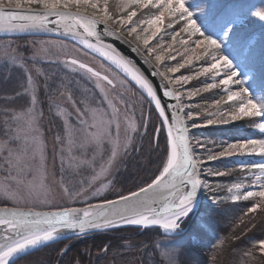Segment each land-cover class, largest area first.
<instances>
[{
	"label": "snow or ice",
	"instance_id": "1",
	"mask_svg": "<svg viewBox=\"0 0 264 264\" xmlns=\"http://www.w3.org/2000/svg\"><path fill=\"white\" fill-rule=\"evenodd\" d=\"M255 7L242 5L237 0L228 4L222 0H116L114 13L110 0H0V33L63 32L72 37L84 49L109 61L146 95L160 119V126L154 129L157 149L160 148L159 134L165 131V143L150 182L137 186L135 191L117 194L115 199L101 198L89 203V199L103 197L104 191L111 188L112 180L101 183L99 188L95 186L112 175L116 161L127 155L142 125L147 131V119L141 112L138 123L134 110L130 112L129 106L121 100L122 111L103 86L115 89L114 80L83 60L65 53L63 60L48 62L62 63L67 73L91 81L99 89V100L93 98L90 102L87 96L78 98L71 81L64 78H60L55 87L48 83L49 80L54 83V78L36 64L42 58L41 53L46 54L50 49L34 50L29 66V58L11 43L6 44L0 55L5 64L11 63L21 69L24 77L21 90L14 96L27 97V101L18 108H5L0 126L3 136L0 139V172L4 173V180L0 182V264H17L18 258L61 239L79 238L88 232L107 231L123 225L159 226L165 234L181 237L174 239L169 252V264H180L184 249L202 244L209 217L221 212L219 205L229 200L233 205L252 202L235 226L243 225V230L240 235H233L229 243L240 240L258 223L264 227V159L251 164L238 161L240 172L245 174L244 180L250 183L235 182L227 186L226 196L206 197L208 204L201 212V191H213L201 178L202 173L226 176L231 170L203 168L204 161L196 150L205 148V143L190 134L192 128L228 124L246 117L253 120V127L260 134H264V57L260 71L256 70L254 59L256 46L264 49V32L253 44L255 32L245 27ZM138 10L143 18L134 20ZM145 10L151 15H146ZM256 16L264 24V13H256ZM166 17L182 22L183 27L180 32L171 33L172 43L164 52L173 48L181 33L187 34L188 39L179 41L183 52L176 55L181 56V62L161 71L166 60L176 59L171 52L165 56L160 51L163 42L156 47L150 46V41L162 31ZM168 28H172L171 23ZM105 36L129 44L150 66L152 75L161 78L162 84L154 85L131 58L106 43ZM190 44L195 46L189 47ZM194 61L203 62L197 71L175 75L186 66H195ZM201 76L211 82H204L201 88L189 89L186 93L180 90ZM41 77L49 111L55 110V116L63 122L62 134L53 139L51 154L40 130L44 117L39 107ZM216 88L226 92V101L221 96L209 107L232 104L228 105L226 114L219 113L218 119L207 118L216 113L205 109L207 116L203 124H197L195 121L200 113L193 112L191 106L184 103L185 95L191 98ZM161 89L163 96L174 103H162ZM61 100L71 111L61 106ZM122 124L125 126L123 141L120 138ZM205 151L209 161L238 154L264 157V138L227 143L215 153L210 149ZM54 187L72 202L84 197L81 201L84 207H55L51 202ZM45 206L48 210H42ZM257 215L261 216L259 222ZM185 231L187 239L183 238ZM225 243V239H219L212 247L219 251ZM69 247L64 245L61 255ZM107 250L106 245L103 251ZM257 252L264 258V239L244 251L248 264H254Z\"/></svg>",
	"mask_w": 264,
	"mask_h": 264
},
{
	"label": "rangeland",
	"instance_id": "2",
	"mask_svg": "<svg viewBox=\"0 0 264 264\" xmlns=\"http://www.w3.org/2000/svg\"><path fill=\"white\" fill-rule=\"evenodd\" d=\"M115 4H116V0H110V9L114 13L116 10ZM153 11H155V9H153ZM145 14L149 15L150 13L147 10H145ZM138 18H143L140 16L139 10L137 12V17H134V20ZM169 23L172 24V28H168ZM182 27H183L182 22H179V21L173 22L171 18L166 17L162 31L157 34V37H155L152 41H150V46L152 47H156L157 44H161V42H163V47L160 49V51L165 56L168 55V52H171L172 55L176 56L175 60H171V61L166 60L165 65L161 67V69L163 70H165V67H172V66H175V64L181 62V56L176 55V53L183 52V46L179 43V41L181 39L187 40L188 39L187 34L181 33L180 36L177 37V42L173 44V48L168 49V52H164V49H167L168 44L172 43L171 33L173 31L180 32V29ZM245 27L246 29H249L252 31L257 27H261V30L256 31L255 35L252 37V43L255 44L257 40L260 39V33L264 32V24H262L259 21L256 14H253V16L250 17V22L246 24ZM13 37L14 36H0V53L3 52L4 46L6 44L11 43L13 47L18 48L20 53H22L26 58H29L28 61L31 60L30 58L33 55V51L39 50L40 48L50 49V51L47 52L46 54L41 53L42 58L40 60H52V61L63 60L65 57V53L71 54L75 56L76 58L81 59L84 62L90 64L91 66H93L100 72L108 75L111 79L114 80L115 89H112L111 86H108L106 84L103 86L105 90L108 92L109 97L115 98L117 102V106L121 107L122 111H123V105L119 104V101L121 100L124 101V103L129 106L130 112L134 110L138 123L141 118V112H143L144 118H146V116H149L147 131H145V133L141 137L143 127H144L142 125L140 128V133L134 135L132 143L128 148L127 155L119 158L116 161V164L112 169V175L96 184L95 187L99 188L101 186V183L107 184L108 180H112L111 188L104 191L103 197H96V198L97 199L116 198L117 194H120V193L126 194L128 190L135 191L137 186H139L140 182L143 181L142 179L144 180L146 179L145 182H150V179L154 178L153 173L156 171V168H157L158 156L161 150L163 149V145L165 143V131L161 130L159 134L160 148L157 149L155 145V139H154V135H155L154 129L160 126V119L157 116V112L154 109V106L149 103L148 98L141 92V90L133 82L125 78L113 66H111L104 60L100 59L99 57L95 56L94 54L88 52L86 49H84L82 46L78 44H75L67 40L51 38V37H41V38H35V39L33 38L31 40H15ZM193 39H195V37H193ZM33 45H36L37 48L34 49ZM194 46L195 45H191V44L189 45V47H194ZM262 50L264 49H262L259 45L256 46V50L254 53V59L256 61L261 60L262 57H264V54L260 55V53H264V51ZM3 61L4 59L2 55H0V63H3ZM202 63H203L202 61L201 62L194 61L195 66H186V68L181 69L175 75H190L192 74V72L197 71ZM28 64L29 66L32 65L30 64V62ZM57 64L59 66L58 69L56 70L54 68V69H50V71H60L61 70L62 72H64L68 76L66 78V81H71L74 94L78 98L83 99L85 96H87L90 102L92 101L93 98L95 100H99L101 98L99 94V89L95 88L94 84L91 81L83 79L80 76H77L75 74H69L67 73V69L64 67L62 63H57ZM204 82H211V81L210 80L206 81V78L204 76H201L198 79H193L189 84L184 85L183 88L180 90L186 93L189 89L201 88ZM6 86L7 87H5L4 89L7 90V92L12 90V87H11L12 84L8 85L7 83ZM130 86L133 87L134 90H131ZM220 94L224 95V98L226 101L227 94L221 88L212 89L207 92H201L199 95L191 97V98L185 95L184 103L191 106V109L193 112L200 113L199 119L195 121L197 124H203L204 118L205 116H207V112L216 113V115L207 116V118H210V119H218L219 113L226 114L227 107L228 105H231L232 102H227L226 104L222 103L221 105H218V106L209 107L210 105H212V102L214 100L219 99ZM43 98L44 99H40L41 103L39 104V107L42 108L44 111V117L42 121L40 122V130H41L42 138L47 144L49 154H51V151L53 148V139L56 135L62 134V123L63 122L55 116V110H52L51 112L49 111V105H48L47 98L46 97H43ZM25 103L26 101L21 98L9 99V102H8L9 107H17V108L18 106L23 105ZM60 103H61V106L66 107L68 108L69 111H71V108L68 105L64 104L62 100L60 101ZM92 106L95 107L96 105L93 103ZM205 109H207V112H205ZM256 122H259V121H256ZM246 124L251 126V124H253V120L246 117V118H243L242 120L233 121L228 124L209 125L206 127L192 128L193 129L192 137L199 139L201 143H205V148L197 149V152L199 153L200 158L204 161L202 167L210 168L213 171H228L227 169L229 168L228 166L237 165L239 167L238 161H242V162L249 163V164L261 162V160L264 159V157H262L259 154H252V155H248V154L239 155L238 154L230 158H222V159L211 160V161L206 159V155L208 153L205 151V149H210L213 153H215V152L222 150V147H225L227 143H233V142L242 141V140H229L225 137L222 138L219 135L215 137L207 138L204 136L205 130L215 129V128L237 127V126H243ZM124 127L125 126L122 124L121 125V136H120L121 141L125 139ZM252 131L257 134H260L259 131L256 130L255 128ZM261 135L262 137L260 139L264 138V134H261ZM248 139H254V138L252 136H249ZM146 141H151V142L146 143ZM127 165H130L128 166V168L131 166L132 167L135 166V168H138L137 171H134L131 174V176L134 178V179L132 178V180L128 178L130 175L128 176L125 173V167ZM138 172H140L141 174H139ZM202 177L213 188V191L211 192L206 191V190L203 191L204 201H202V204L203 203L208 204V200L206 199V197H212L214 195L224 197L225 195H227V188L224 187L219 182L220 176H209L207 175V173H202ZM3 180L4 178H0V182H2ZM138 180H139L138 184L133 188V185H135V183H137ZM246 183H250V181L248 182L246 181ZM128 185L130 186L127 187ZM87 195L90 196V193H88ZM96 198H91L89 200L96 199ZM83 200H84V197H81L76 202H72L67 197H63L62 192L60 191L59 188L57 187L53 188L51 202H52V205H54L55 207L81 206V203H82L81 201ZM94 202H97V201H94ZM243 202H244V206L249 204V201H243ZM44 208H48V207L45 206ZM227 212L229 213V211ZM218 214L219 215L217 216L219 218L215 220L214 222H216L218 226L220 227V229L223 231V234L225 237L224 239L226 240L225 245L227 247H230L231 244L235 241V240H232L229 243L228 241L230 240V238L233 235L240 234L241 231L243 230V225H241L239 228L235 227L238 224L240 217L243 216V214L232 213L231 215L229 214L230 216L229 215L224 216L222 215V212H219ZM244 219L247 220L248 217H244ZM224 220H226V222H224ZM125 227H136V228H140L141 230L154 228V227L143 228V227H137V226H125ZM125 227H120V228H125ZM156 228H158L166 236L165 238L160 239L157 245V250L161 254V257L165 261H167V263L169 264V252L173 247L174 239H180L181 237H171L165 234L162 228L160 227H156ZM187 235L188 233L187 231H185V233L183 234V238L187 239ZM82 237H79V238H82ZM135 241H138V240L128 239L126 241H123L122 244L123 246H135ZM191 249L192 247H186L183 251V254L186 253L187 251H190ZM37 251L38 250L34 252H37ZM30 254L27 255L28 259H25L23 261L21 260L22 258L27 257V256H24L18 259L17 264H47V261L50 260L48 256L41 257L39 254H33L29 256ZM97 254L98 255H96L94 258L101 256V254L103 253H97ZM121 264H129V263L123 262ZM130 264H135V263L131 262ZM136 264H140V262H136Z\"/></svg>",
	"mask_w": 264,
	"mask_h": 264
},
{
	"label": "trees",
	"instance_id": "3",
	"mask_svg": "<svg viewBox=\"0 0 264 264\" xmlns=\"http://www.w3.org/2000/svg\"><path fill=\"white\" fill-rule=\"evenodd\" d=\"M232 2L233 0H222V3L224 4ZM237 2L242 5H255L256 7L253 9V14L264 13V0H237ZM258 30H261V27H257L253 31L256 32ZM13 38L15 40H31L33 38L35 39L41 37L14 36ZM262 54L264 53H260V55ZM48 61L49 60H39L36 66L46 70L48 76L54 78V83L53 80H49L48 83L53 84V87H55V85L60 83V78H64L66 80L68 76L61 70L50 71V69L54 68L57 70L59 66L56 62L49 63ZM29 62L32 64L31 60H29L28 63ZM261 68V60L256 61V70L260 71ZM23 80V71L21 69L18 67H13L12 64H5L4 61L3 63H0V126H2L4 119L3 110L9 107V99L16 98L14 93L21 90L20 84L23 82ZM40 80L42 88L40 99H44L43 77H41ZM7 83L8 85L12 84V90L10 89L11 91L9 92L4 89L7 87ZM131 90H134V88L131 87ZM221 96L224 97L223 94H220L219 99ZM20 98L27 101V97ZM252 130H254L253 124H251V126L246 124L237 127L205 130L204 136L208 138L219 135L222 138L225 137L229 140H243L248 139L249 136H252L254 139H260L262 137L261 134H257ZM0 139H3L2 134H0ZM147 142L151 141H146V143ZM128 166L130 165L125 167V173L128 176L130 175L128 178L132 180L133 177L131 174L134 171H137L138 168H135V166L128 168ZM228 167V171L231 170L229 175L220 176L219 178V182L224 187L227 188V186L231 185L232 183L240 181L246 183L244 180L245 174L240 172L237 165H231ZM138 173L141 174L140 172ZM0 178H4L3 172H0ZM142 180L143 181L140 182L139 186H142L146 181V179ZM138 182L139 180L137 183H135V185H133V188L138 184ZM129 186L130 185L127 187ZM98 200L99 199L96 198L89 200L88 202L90 203ZM251 203L252 202L249 201V204L244 206V202L241 201L233 205L229 200L221 203L219 207L222 210V215L228 216L232 213L243 214L247 211V208L251 206ZM82 204L84 205V203H81V205ZM206 205V203L202 204L201 212H203V208ZM227 211H229V213ZM217 215L219 214L217 213L216 215L209 217V226L206 229V236L203 238L202 244H200L199 247L192 248L190 251H187L184 254L182 253L179 258L180 264H248V258L244 257L243 253L245 250L251 248L252 245L257 241L264 239V227L260 226L258 223V226L255 229L247 232L246 235L242 236L240 240H235L230 247L224 245L221 250L217 251L212 247V245L216 244L219 239L225 238L223 231L220 229L218 224L214 222L219 218ZM260 219L261 216L257 215V222H259ZM224 222H226V220H224ZM165 237L166 236L156 227L144 230L136 227H125L103 232H96L82 238L63 240L42 248L41 250H38L29 256L33 254H39L41 257L48 256L50 260L47 261V264H121L123 262L129 264L131 262H134L135 264L136 262H140V264H168L167 261L161 257V254L157 250V245L160 239ZM128 239H134L138 241H135V246H123V241ZM67 244H69L70 247L68 248L67 252L60 256L61 249ZM106 245L108 246V250L105 252L103 249ZM97 253L103 254L94 258L96 255H98ZM255 255L256 261L254 264H264V258H262L258 252L255 253ZM25 259H28V256L22 258L21 260L23 261Z\"/></svg>",
	"mask_w": 264,
	"mask_h": 264
},
{
	"label": "water",
	"instance_id": "4",
	"mask_svg": "<svg viewBox=\"0 0 264 264\" xmlns=\"http://www.w3.org/2000/svg\"><path fill=\"white\" fill-rule=\"evenodd\" d=\"M101 28V31L103 29V26L101 25L100 26ZM0 36H37V37H51V38H58V39H62V40H67V41H70V42H73L75 44H78L80 45V43L78 41H75L72 37L70 36H65L63 32H39V33H0ZM104 40L106 43H109L111 45H113L120 53H122L125 57H129L131 58L137 66H139L141 68V70L144 71L145 75L148 76V78L152 81V83L154 85H161L162 84V81H161V78L159 76H153L152 75V72H151V68L149 65L145 64L144 62V58L137 52H133L132 49H131V46L127 43H125L123 40H120V39H117L115 37H112V36H105L104 37ZM82 46V45H80ZM83 47V46H82ZM88 52L94 54L95 56L99 57L100 59L104 60L105 62H107L108 64H110L111 66H113L116 70H118L125 78H127L128 80H130V78L126 77L125 74H123L119 69H117L114 65H112L109 61L105 60L102 56H100L98 53H93L91 52L90 50H87ZM86 63V62H85ZM90 65V64H89ZM91 66V65H90ZM93 67V66H92ZM94 68V67H93ZM96 69V68H95ZM97 70V69H96ZM99 71V70H97ZM161 71H164L163 69H161ZM104 74V73H103ZM131 81V80H130ZM132 82V81H131ZM134 83V82H133ZM137 86V85H136ZM138 87V86H137ZM139 88V87H138ZM142 92V91H141ZM143 93V92H142ZM144 94V93H143ZM145 95V94H144ZM160 95L162 97V103L165 104V105H171L172 103H174V101L169 98V97H164L163 96V90L161 89V92H160ZM146 96V95H145ZM171 111V109H169V112ZM146 119H147V125L146 127L148 126V121H149V116H146ZM145 133V130H144V127H143V131H142V134H141V137L142 135ZM192 133H193V129H190V134L192 136ZM197 151V150H196ZM201 178L203 179V177L201 176ZM203 191H201V203L202 201H204V198H203ZM111 199H115V198H111ZM98 202V201H97ZM92 203H96V202H92ZM70 207H84V205H81V206H69ZM42 210H48V208H43ZM125 226H135V225H123L121 227H125ZM139 227V226H137ZM151 227H159V226H151ZM120 228V227H119ZM116 229V228H115ZM112 230V229H111ZM108 231V230H107ZM96 232H102V231H94V232H88L86 233L85 235H89V234H92V233H96ZM84 235V236H85ZM73 238H77L76 236H72L70 239H73ZM61 240H68L67 238L66 239H61ZM59 240V241H61ZM56 243V242H54ZM53 243H49L48 245H51ZM47 245V246H48ZM46 247V246H44ZM44 247H41L39 249H42ZM38 249V250H39ZM36 251V250H35ZM34 251H31L30 253H32ZM29 253V254H30ZM24 257V256H22ZM20 257V258H22ZM18 258V259H20ZM17 259V260H18Z\"/></svg>",
	"mask_w": 264,
	"mask_h": 264
}]
</instances>
